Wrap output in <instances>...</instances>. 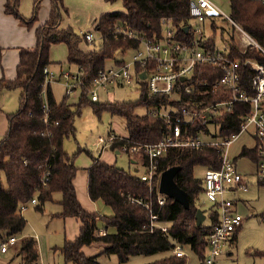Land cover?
Listing matches in <instances>:
<instances>
[{
    "label": "trees",
    "instance_id": "16d2710c",
    "mask_svg": "<svg viewBox=\"0 0 264 264\" xmlns=\"http://www.w3.org/2000/svg\"><path fill=\"white\" fill-rule=\"evenodd\" d=\"M20 0H6L4 11L13 15L21 23L31 28L37 20L38 9L42 0H34L30 17L21 14ZM114 1V0H109ZM123 10L105 11L94 20V28L104 36L96 48L86 49L82 42H89L83 33L76 32L70 25L61 26L63 14H67L64 0H50L48 17L34 28L35 44L21 47L15 76L12 79L0 78L2 89L18 88V108L6 114L7 128L0 139V237L21 235L27 223L22 208L31 202L33 207L42 212L46 202H54V194L59 192L56 201L60 211L52 216L75 217L80 222L79 232L74 239H65L56 247L65 264H105L97 259L98 254H115L122 263L138 254H154L169 251L168 255L142 264H186V257L171 253L176 244L188 245L198 258L204 255L207 238L217 222V211L209 206V224H196V204L203 192L202 179L194 175L196 166L205 168L218 167V147L206 144L202 148L169 147L159 158L158 170L171 165L181 168L174 176L179 187L187 192L189 207L185 208L178 201L164 195L165 203L159 210V219L168 222L165 231L156 228L149 230V213L141 202H150L157 211V179L155 175L151 187L139 175L119 167L115 162L109 163L92 156V163L87 168V192L92 200H101L112 209L111 215L86 210L77 198L73 179L77 166L76 154L64 149V139L75 136L74 118L81 109L91 106L93 113L100 117L103 109L111 115L124 120L127 136L111 144V148L120 150L123 143L127 148L133 145L155 142L166 137L170 124L158 114H151L149 109L157 110L168 105L179 106L184 101L198 99L211 103L228 98L213 83L221 74L218 67L210 64L197 65L191 75L190 92H182L180 100L171 99L166 94L148 96L146 83L142 81L139 97L133 101H93L89 96L93 77L98 69L105 66L107 60L127 48L137 45L132 38H124L115 32L116 26H122L146 37H160L163 31V19H169L171 28L178 40L187 41L192 37L184 26L191 20L188 12V0H120ZM232 18L264 48V4L261 0H229ZM226 45L229 56L239 60L240 83L248 84L253 71L252 64L245 60L254 59L264 62V55L255 47L241 49L232 33L228 30ZM64 42L67 49L66 61L74 64L83 85H80L78 101L73 106L67 102V95L57 101L51 90V83H44L45 66L51 65L49 52L52 44ZM208 46L214 45L213 37L208 39ZM2 47L0 46V59ZM207 90L206 93H200ZM44 94V96H43ZM46 101L49 123L43 121L42 105ZM144 108L143 113L137 111ZM249 103L235 102L232 108L221 115L213 116V123L218 129V136L228 137L239 130L241 123L249 112ZM173 115V112L170 113ZM56 122V123H55ZM207 129L206 125H192L189 133L198 129ZM258 143L253 147L242 148L240 155L246 156L254 163L258 160ZM130 156H137L140 163H147V156L142 151L127 150ZM89 153V152H88ZM46 172L47 175L45 174ZM259 185L264 181L258 180ZM113 228L115 232L99 234L97 228ZM237 227L230 239V244L237 240ZM103 243L104 248L96 255L88 256L82 247L92 243ZM251 254L263 258L264 250L254 249ZM16 256L18 264H37L39 252L32 236H21Z\"/></svg>",
    "mask_w": 264,
    "mask_h": 264
},
{
    "label": "built area",
    "instance_id": "2783aa9c",
    "mask_svg": "<svg viewBox=\"0 0 264 264\" xmlns=\"http://www.w3.org/2000/svg\"><path fill=\"white\" fill-rule=\"evenodd\" d=\"M264 4V0H261ZM188 12L191 19L196 24H188L187 31L192 33V37L187 41L178 40L175 31L171 28L169 19H163V31L160 37H146L135 31L116 26L115 32L123 35L124 38H132L137 41V45L127 48L132 50L131 59L127 62L123 59V51L113 59L112 66H104L96 72L93 77L92 86L89 89L90 99L99 100L98 89L106 90L109 87L138 85L141 91L142 81L146 83L148 96L154 94H166L171 99L180 100L182 92H190L192 86L189 85L194 68L201 64H210L220 69V77L214 81V89H219L228 98H221L216 102L203 103V101L191 99L182 102L179 106L168 105L157 110L149 109L151 114H158L163 117L171 126L169 134L155 142L133 145L127 148L123 143L120 150L139 151L142 150L147 156V163L143 165L144 171L139 174L141 180L146 181L151 187L155 175L158 173V180L161 171L158 170L159 158L169 147L179 148H202L206 144L218 147L219 163L216 168H205L202 179L203 196L210 203V206L217 211V222L207 238L204 255L197 260V264H216V258L220 254L224 244L231 245L234 230L241 225L242 216L236 211L234 199L226 193L237 189L245 190L247 185L243 182L242 174L238 171L234 159L231 158L228 149L250 124L254 126V137L258 143V160L256 165L257 181H264V62L254 59L244 61V64L251 63L253 71L246 86L240 83L239 66L240 61L229 56V48L219 49L210 44L208 39L211 34L206 32L205 21H209V26L214 27L217 22H223L228 30L232 31L234 38L241 49L257 48L264 55V48L250 36L231 16L230 12H223L215 0H188ZM83 36L88 41H92L95 33L83 31ZM104 36L99 32V38ZM46 78L44 83H51L58 79L64 84L66 94L72 92L76 87L83 85L79 70L63 69L58 70V74L53 72L49 66L43 68ZM144 74V78L141 74ZM184 77V79H181ZM203 90L200 93H206ZM44 96V94H43ZM235 102L249 103V112L245 116L237 132L228 137L218 136V129L212 119L214 115H221L232 108ZM43 121L49 123V108L46 101L42 105ZM173 112V115L170 113ZM56 123V122H55ZM215 127V137L205 138L209 133V125ZM192 125H206L207 129H198L195 134L188 131ZM123 136L116 135L110 131L107 136H97V144L100 150L110 147ZM48 172L45 174L47 175ZM142 203L149 213V230L160 229L165 231L168 222L159 219V210L165 203V198L158 192V210L154 211L150 202ZM36 198L31 199L35 203ZM99 234L108 232L103 226L97 228ZM16 241L15 236H7L0 242V251L5 252L9 246ZM176 256H186L183 245L176 244L172 248Z\"/></svg>",
    "mask_w": 264,
    "mask_h": 264
},
{
    "label": "rangeland",
    "instance_id": "374dc122",
    "mask_svg": "<svg viewBox=\"0 0 264 264\" xmlns=\"http://www.w3.org/2000/svg\"><path fill=\"white\" fill-rule=\"evenodd\" d=\"M215 1L223 12H230L229 0ZM64 5L67 8V14H63L61 26L70 25L73 30L79 33L87 30L95 33V37L92 41L82 42V45L86 49L96 48L100 44L101 39L99 38V31L94 28V20L98 14L105 11L124 9L120 0H64ZM32 10L33 5L27 17L31 16ZM48 10L45 7H39L37 20L34 21L31 28L19 22L21 25L25 26L23 27L24 30L33 36L34 28L39 25V18L44 15L48 16ZM21 14L24 15L22 12ZM209 23L208 20L205 21L204 25L206 32L211 34L217 48L225 49L226 38L228 36L227 26L223 22H217L212 28L209 26ZM189 24L193 26L196 22L194 19H191ZM66 52V45L64 42L54 43L50 47V59H52L53 62L51 64V69L56 75L60 68L66 70L71 69L73 71L76 70L74 64L67 63ZM131 56L132 50H126L123 53L124 61H129ZM113 63L114 62L109 59L105 62V66H112ZM51 87L55 98L58 100H61L64 95H67V102L70 105L73 106L77 103L80 93L79 87H76L72 92L66 94L63 82L58 79L51 82ZM97 91L100 101H133L137 99L140 94V88L135 84H133V86L109 87L106 90L98 89ZM18 95V88L8 90V106L12 109L10 111H16L18 108ZM137 111L143 113L144 108H138ZM74 125L76 128L75 136L71 135L65 138L63 146L69 153L76 152L78 148L82 149L76 154L74 163L79 167L78 176L83 173L84 178L83 167L87 166L90 161H92L90 156H97L100 152L101 146L97 144V136L101 135L105 137L110 131L114 132L116 135L124 136L127 134V130L124 120L121 117L111 115L107 109H103L100 117H97L89 105L83 107L80 114L75 116ZM209 133L210 134L204 137L208 138L210 137L209 135H215V127L212 124L209 125ZM253 133L254 126L250 124L239 136H237L228 149L231 158L235 161L238 171L242 174L243 182L247 185V188L245 190L238 189L235 193H226V195L234 199L236 211L243 219L237 232L236 242L230 246L227 244L222 246L221 252L216 258V264H263V258L253 256L251 252L254 249L264 250V184H258L255 163L251 161L250 158L240 155L242 148H250L255 145L256 140ZM102 156L108 159V161L115 162L117 166L129 170L134 174L139 175L144 171L142 164H136L138 170H134L135 166L131 162V157L127 151L119 150V152H117L115 148L105 147L102 149ZM204 171L205 167L196 166L194 168V175L201 178L203 177ZM58 195L59 197L61 196L59 192ZM196 204L206 216L203 221L204 224H209L210 218L208 213L210 203L204 198L203 194H200ZM98 205H96V207ZM56 208H59L56 203L46 202L43 211L38 212L34 209L33 203L28 202L27 205L22 208V214L27 220L25 228L21 235L16 236L17 241L14 245L10 246L6 253H0V263L4 260L8 261L11 259L10 264H18L20 259L16 258L14 255V248H18L21 236H32L36 240L40 255L37 264H54V262L56 264H64L62 255L58 254L57 251L54 253L52 252L53 248L61 246L65 239L69 237L63 219L50 217V214L55 212ZM102 208L103 206L100 205V209ZM6 237L7 236L0 237V242ZM96 244L99 243H94L93 245ZM183 251L186 254V264H197L198 257L188 245H183ZM169 253V251H162L149 255H133L122 263L118 262L115 254L107 255L97 253V259L105 264H142L164 257Z\"/></svg>",
    "mask_w": 264,
    "mask_h": 264
},
{
    "label": "crops",
    "instance_id": "0c3cea01",
    "mask_svg": "<svg viewBox=\"0 0 264 264\" xmlns=\"http://www.w3.org/2000/svg\"><path fill=\"white\" fill-rule=\"evenodd\" d=\"M5 1L6 0H0V46L2 47L1 59H0V78L4 77L5 79L9 80V79L14 78V76H15V67H16V64L18 62L19 48H21V47H23V48L32 47L35 44V35L33 34V36H32L30 33L26 32L23 28L25 26L21 25L19 20L17 18H15L13 15L5 13V11H4ZM33 2H34V0H20L19 1V10H21V12L26 17L29 15V13L31 11V6L33 5ZM40 6L45 7L48 10L49 6H50V0H42ZM48 12H49V10H48ZM98 16H99V14H98ZM47 17L48 16L44 15L43 17L39 18V24L43 23ZM66 51H67V49H66ZM49 57H50V52H49ZM50 60L52 61V59H50ZM49 67L51 68V65H49ZM8 90L9 89H2L0 91V139L4 135L6 128H7L6 114L9 112H13V111H10L12 109H10V107L8 106V99H7ZM51 90H52V87H51ZM19 92H20V90H19ZM52 93H53V91H52ZM18 97H19V95H18ZM55 99L57 101H60L57 98H55ZM109 130H111V129H109ZM124 136H127V134ZM117 152H119V150H117ZM92 156H90L91 159H92ZM97 156L99 158L103 159L104 161L112 163L111 161H108V159H105L102 156V150H100V152ZM130 157H131V162L135 166L134 170H138L136 164H141L138 157L137 156H130ZM91 163H92V161H90V163L87 166L83 167L84 168V178H83V173L79 174V176H78L79 167L77 166V171H76L75 177L73 179L77 198L80 201L81 205L86 210L98 212L100 214L111 215L112 209L109 206L102 204L101 200L90 199V197L88 195V192H87V168L89 167V165ZM237 190L233 191L232 193H235ZM59 198L60 197L58 195V192H57V194L55 193L54 199L57 201ZM56 201H54V203H56V205H58L59 208H56V211L52 212L50 214V217H57V218L63 219V222L66 226V230L68 231V234H69V237L67 239H74L75 236L79 232L80 222L75 217H70V216L60 217V216H55V215L52 216L53 213L59 212L61 210L60 205ZM96 205H98V206L96 207ZM100 205L103 206L102 209H100ZM235 208H236V206H235ZM107 230L110 233L115 232V230L113 228H108ZM16 241H17V238H16ZM16 241H15V243H16ZM96 243H98V242H96ZM93 244L94 243H92L90 245L83 246L82 251L86 255L92 256L94 254L101 252L104 248L103 243H99L96 245H93ZM8 250H9V248L5 252L0 251V253H6ZM17 250H18V248H14V255L15 256H16ZM55 251H57V250L55 248H53L52 252L54 253ZM57 253H58V251H57ZM16 258H19V257L16 256ZM39 259H40V255H39ZM10 260H8V261L4 260L0 264H10ZM54 264H56V263L54 262Z\"/></svg>",
    "mask_w": 264,
    "mask_h": 264
},
{
    "label": "water",
    "instance_id": "95a60500",
    "mask_svg": "<svg viewBox=\"0 0 264 264\" xmlns=\"http://www.w3.org/2000/svg\"><path fill=\"white\" fill-rule=\"evenodd\" d=\"M183 28L187 31L188 25H185ZM141 77L144 78L143 73L141 74ZM181 79H184V77H182ZM180 168V165H171L160 172L158 180V192L160 194H164L170 198H173L174 200L182 204L185 208H188L189 201L187 192L179 187L174 180V176L178 172V170H180ZM195 218L196 224L200 225L201 223H203L206 216L200 208H197L195 212Z\"/></svg>",
    "mask_w": 264,
    "mask_h": 264
}]
</instances>
